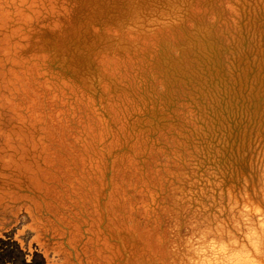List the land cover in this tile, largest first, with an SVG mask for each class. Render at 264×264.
Returning <instances> with one entry per match:
<instances>
[{"label": "bare ground", "instance_id": "1", "mask_svg": "<svg viewBox=\"0 0 264 264\" xmlns=\"http://www.w3.org/2000/svg\"><path fill=\"white\" fill-rule=\"evenodd\" d=\"M94 2L62 20L51 0H0V264H138L147 250L170 264V243L210 219L181 206L175 181L187 174L179 164L163 158L169 186L157 202L140 177L129 180L131 165L109 164L107 154L98 162L96 150L81 146L94 137L70 112L114 116L112 99L95 90L96 73L108 71L124 44L140 41L103 23ZM225 8L236 13L228 0ZM81 69H91L93 80ZM245 205L264 208V151L239 191L220 193L212 217Z\"/></svg>", "mask_w": 264, "mask_h": 264}, {"label": "rangeland", "instance_id": "2", "mask_svg": "<svg viewBox=\"0 0 264 264\" xmlns=\"http://www.w3.org/2000/svg\"><path fill=\"white\" fill-rule=\"evenodd\" d=\"M51 1L62 20L95 1L103 23L140 40L124 44L108 71L96 73L95 90L112 99L114 116L108 109L93 119L70 112L94 137L81 146L96 150L98 162L107 154L109 164L131 165L129 180L140 177L147 199L157 202L169 186L164 161L179 164L187 174L175 181L181 206L211 218L220 193L239 191L264 151V0H228L236 8L231 17L225 0ZM81 72L93 80L91 69ZM156 170L161 174L149 176ZM166 263L147 250L138 264Z\"/></svg>", "mask_w": 264, "mask_h": 264}, {"label": "clouds", "instance_id": "3", "mask_svg": "<svg viewBox=\"0 0 264 264\" xmlns=\"http://www.w3.org/2000/svg\"><path fill=\"white\" fill-rule=\"evenodd\" d=\"M169 251L170 264H264V208L245 205L230 217L193 222Z\"/></svg>", "mask_w": 264, "mask_h": 264}]
</instances>
